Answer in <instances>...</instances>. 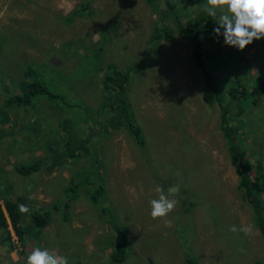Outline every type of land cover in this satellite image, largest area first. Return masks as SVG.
<instances>
[{"label": "rangeland", "instance_id": "rangeland-1", "mask_svg": "<svg viewBox=\"0 0 264 264\" xmlns=\"http://www.w3.org/2000/svg\"><path fill=\"white\" fill-rule=\"evenodd\" d=\"M173 1L186 25L207 7V0ZM156 4L0 0V203L21 198L18 204L29 209L21 226H30L22 238L12 230L11 245L0 230V264H25L36 247L55 250L68 264H184L186 254L198 264H264V241L229 161L220 111L202 98L204 71L221 90L229 78L247 83L264 77V39L239 51L224 45L222 36L204 37L201 67L194 39L180 34L162 2ZM160 16L172 35L158 47L149 37ZM108 64L133 70L126 95L142 128L143 150L125 126L104 130L95 122L100 133L92 128ZM26 65L72 106L39 98L32 108H6L7 93L25 82ZM246 107L229 123L250 162L264 167V100ZM66 116L76 119L83 137L91 134L89 154L82 151L78 159L54 154L62 136L58 123ZM92 157L104 186L96 203L88 195L97 186L96 171L88 167ZM39 159L40 169L30 175L15 169ZM78 171L79 181L72 182ZM157 186L166 195L178 187L169 197L177 204L167 217L153 220L149 200L157 198ZM68 194L74 198L65 206ZM38 213L47 214L42 227L31 223ZM242 226L248 234L239 231ZM116 228L127 233L122 263L109 259Z\"/></svg>", "mask_w": 264, "mask_h": 264}, {"label": "trees", "instance_id": "trees-1", "mask_svg": "<svg viewBox=\"0 0 264 264\" xmlns=\"http://www.w3.org/2000/svg\"><path fill=\"white\" fill-rule=\"evenodd\" d=\"M147 2L154 5H157L156 3L161 5L162 2V10H164L168 18H172L177 31L183 36L194 39V56L197 63L201 67H204V61L201 57V44L204 37H216L213 33V28L217 26L215 16H209L204 10H201L198 11L190 23L186 25L176 13L173 0H147ZM82 8H84V6H82ZM165 20L164 17L160 16L159 19L154 22L152 27L153 33L149 37V43H155L160 47L161 40H168L171 37L172 31L169 29ZM132 72V69L122 71L114 64L107 65V71L101 79L102 101L97 110L98 114L96 115V121L92 122V128L98 131V125H95V122H97L104 130H106L107 127L120 128L121 126H125L135 140L137 146L143 150L145 147V139L142 128L134 119L126 95L127 86L132 76ZM24 73L26 78L22 88L16 93H7L5 99L6 108H32L35 107L39 98H45L51 103L58 104L59 106H72L71 103H67L66 101L68 96L51 89L48 84L42 80L39 75L40 73L31 65L25 66ZM204 74L205 79L202 98L206 104L215 105L220 111L219 128L222 131L225 140L229 161L238 175V186L242 191L245 200L253 209L255 223L264 241V199L262 198L264 193V167L250 162L246 150L239 139L238 131L234 125L229 123V121L238 120L243 110L247 108V103L256 106L264 100V77H252L249 81H246L247 83H244L240 77H237L236 79L229 78L225 89L221 90L214 76L207 71H204ZM3 113H5L3 114L4 117L8 116L7 111H3ZM104 113H106V115L102 117ZM74 123L77 128L74 126ZM58 126L62 131V136L59 141L60 148H58L54 154L58 152L57 155L59 157L65 155L70 159H78L85 154H89L91 134L87 137H83L79 132V125L74 117L73 119L67 116L63 117L59 120ZM98 133L100 132L98 131ZM1 135L2 132L0 133V137ZM82 151L87 152L84 154ZM41 164L42 160L39 159L27 164L16 166L15 169L18 173L30 175L32 172L38 171ZM89 166H93L94 171H96L94 180L97 186L89 189L88 195L89 199L93 203H96L104 195V186L102 185L103 181L101 180L102 173L99 171L101 169L100 166L98 167L97 165V160L93 159V157L89 162L88 167ZM79 173L81 172L78 171L73 175L72 182L79 181L77 177V174ZM73 198V195L68 194L65 206H68ZM19 200L20 198H17L15 201L7 199L3 200V205L9 218H7L2 205H0V230L4 231V238L10 245V223L18 238H22L24 231L30 228L29 225L21 226V220L26 213L20 212L18 204ZM46 220V213H38L35 217H32L31 223L42 227ZM115 232V238L110 242L112 249L109 259L112 262L122 263L127 253V233L125 230L119 228H116ZM184 264H198V262L193 256L186 254Z\"/></svg>", "mask_w": 264, "mask_h": 264}, {"label": "clouds", "instance_id": "clouds-1", "mask_svg": "<svg viewBox=\"0 0 264 264\" xmlns=\"http://www.w3.org/2000/svg\"><path fill=\"white\" fill-rule=\"evenodd\" d=\"M217 9L221 14L213 33L223 37L224 45L242 51L254 41L264 39V0H207L204 11L209 16H216ZM155 192L157 198L149 200V215L153 220L167 217L174 210L177 201L169 197L175 196L178 187H170L167 195L161 186H157ZM19 210L21 213L29 211L23 204L19 205ZM237 230L235 225L230 228L233 232ZM239 231L248 234L250 228L242 226ZM25 264H68V258L55 250L36 247L27 255Z\"/></svg>", "mask_w": 264, "mask_h": 264}, {"label": "crops", "instance_id": "crops-1", "mask_svg": "<svg viewBox=\"0 0 264 264\" xmlns=\"http://www.w3.org/2000/svg\"><path fill=\"white\" fill-rule=\"evenodd\" d=\"M17 199V198H16ZM15 199V200H16ZM19 203H22V199L20 198V200L18 201ZM0 205H2V208H3V211L5 212V214H6V216H7V218H9L8 217V214H7V212H6V210H5V207H4V205H3V202L2 203H0ZM26 216V214L23 216V218ZM22 218V219H23ZM32 219V218H31ZM9 229H10V231H11V235H12V230H13V228H12V225H11V223H10V225H9ZM13 233H14V230H13ZM15 234V233H14ZM16 235V234H15Z\"/></svg>", "mask_w": 264, "mask_h": 264}]
</instances>
